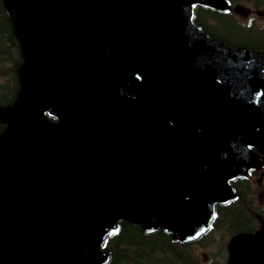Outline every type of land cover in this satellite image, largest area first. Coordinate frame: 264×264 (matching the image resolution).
<instances>
[{"label": "water", "instance_id": "95a60500", "mask_svg": "<svg viewBox=\"0 0 264 264\" xmlns=\"http://www.w3.org/2000/svg\"><path fill=\"white\" fill-rule=\"evenodd\" d=\"M196 1L214 0H4L23 94L0 135V264H99L118 220L188 241L230 196L238 139L264 147V51L204 37ZM228 246L264 264V219Z\"/></svg>", "mask_w": 264, "mask_h": 264}, {"label": "trees", "instance_id": "16d2710c", "mask_svg": "<svg viewBox=\"0 0 264 264\" xmlns=\"http://www.w3.org/2000/svg\"><path fill=\"white\" fill-rule=\"evenodd\" d=\"M224 6L210 5L205 2L196 3L191 13V21L205 35L214 37L224 44L236 48L246 47L257 50L264 49V28H253L236 20L227 10L240 0H220ZM254 6H264V0H254ZM246 25V26H244ZM241 32H240V31ZM255 33L261 42L249 43L243 37ZM235 37L234 39H232ZM263 39V40H262ZM20 50L12 31L8 12L4 1L0 0V109L12 114L11 107L21 93L17 68L21 64ZM54 118V116H51ZM7 123L0 118V134ZM246 183L241 187L244 188ZM243 201L245 194H237ZM237 196V197H238ZM218 216L224 227L234 228L233 231H249L255 221H246L244 207L234 205H214V217ZM215 221L213 220L212 223ZM108 259L102 264H197L185 245L170 234L158 231L147 236L143 231L127 222L120 221L118 231L112 233L105 247Z\"/></svg>", "mask_w": 264, "mask_h": 264}, {"label": "rangeland", "instance_id": "374dc122", "mask_svg": "<svg viewBox=\"0 0 264 264\" xmlns=\"http://www.w3.org/2000/svg\"><path fill=\"white\" fill-rule=\"evenodd\" d=\"M238 7H239V10H238L237 17L240 18V20H243L244 22L248 20H253V26H252L253 28H260L259 26L264 24V9H260L261 11L260 17H257V15L254 14V16L251 18L246 17L243 19L240 14H243V10L250 9L251 7L249 4L242 3V2L238 5ZM234 38L235 37H233L232 39ZM243 39L249 43L261 42V38L255 33H249L245 35ZM263 39H264V34H263ZM4 113L8 115L7 111H4ZM261 158H262V161H251L247 165V166H251L254 163L255 164L254 166L257 167V170H256V174L252 175L249 178L250 186L248 189L247 197L244 200L245 205L247 203H250L248 205L250 214L254 213L257 216L258 214H256V212H260L261 209L264 208V152H262ZM229 230L233 231L234 228H229ZM230 235L231 234H227L222 229H219L215 231V239L210 242L209 246L205 248L204 251H200V249L194 248L195 252H198L199 254H201V252H204L207 256L206 259H200V262L202 263L209 262V257H210V260L212 259L217 264H224L226 262V255H227L226 250H225V243ZM192 246L197 247L196 245H192ZM195 256L197 260H199L198 256L197 255Z\"/></svg>", "mask_w": 264, "mask_h": 264}, {"label": "flooded vegetation", "instance_id": "af4514ba", "mask_svg": "<svg viewBox=\"0 0 264 264\" xmlns=\"http://www.w3.org/2000/svg\"><path fill=\"white\" fill-rule=\"evenodd\" d=\"M248 13H249V15H251L252 14V11H248ZM196 242H198L197 240H195V241H193V242H191V244H195ZM190 244V245H191ZM197 247H192L190 250L195 254V255H197V256H199L200 257V259H202V257L204 258V259H206V254L204 253V252H201V254H199L198 252H195L194 251V248L195 249H200L199 247V245L197 244L196 245ZM200 251H201V249H200ZM202 256V257H201ZM200 264H217L215 261L214 262H209V263H200Z\"/></svg>", "mask_w": 264, "mask_h": 264}]
</instances>
